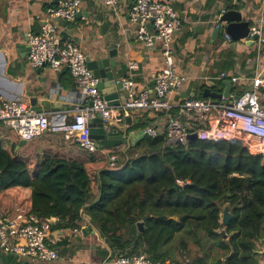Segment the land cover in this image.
<instances>
[{
  "label": "trees",
  "instance_id": "obj_1",
  "mask_svg": "<svg viewBox=\"0 0 264 264\" xmlns=\"http://www.w3.org/2000/svg\"><path fill=\"white\" fill-rule=\"evenodd\" d=\"M153 113L133 112L129 131L149 126ZM10 130L12 137L0 132V211L6 218L16 207L24 216L56 218L52 229L76 230L85 211L120 256H132L131 250L146 243L148 256L165 263L158 249L177 244L189 264H203V258L189 257L188 241L201 248L205 237L226 252L218 264H258L264 156L250 153L242 142L194 139L176 146L162 135L91 153L71 141L46 149L47 135L18 148L21 139ZM225 205L233 216L226 227L229 240L219 234ZM138 222L145 230L137 239L125 234Z\"/></svg>",
  "mask_w": 264,
  "mask_h": 264
},
{
  "label": "crops",
  "instance_id": "obj_2",
  "mask_svg": "<svg viewBox=\"0 0 264 264\" xmlns=\"http://www.w3.org/2000/svg\"><path fill=\"white\" fill-rule=\"evenodd\" d=\"M157 1L172 6L183 22L182 30L174 37L173 50L177 72L184 74L189 80L185 86L172 93V101L178 103L192 98L193 94L196 95L195 98L204 99L202 93L206 88L213 92L223 90V81L237 79L232 81L233 99L257 89L264 108V46L260 47L258 41L249 44L247 40L250 36L240 41L232 40L228 44L222 32L214 35V20L222 10L240 12L243 21L249 23L250 28L260 19L264 21V0ZM54 2L57 6L59 0H0V97L22 102L29 107L32 99H36L39 104L48 102L47 107L58 102L70 103L72 100L71 105L76 109L72 107L60 112L46 110L43 114H62L73 119L77 110L85 108L88 103L78 92L70 73L65 69L55 72L49 66L34 69L28 59L29 36L41 30L48 10L56 7L53 6ZM132 3L133 0H120V6L114 10L108 8L103 0H83L82 16L74 23L58 22L59 34L63 41L78 44L86 57H96L98 49H104L107 54L109 44L115 43L119 50L115 70L117 79L132 75L138 91L145 88L151 90L152 77L163 71L165 61L158 48L148 49L135 41L136 27L129 20ZM227 25L225 23L224 28ZM130 61L138 63L140 69L131 73L128 67ZM223 75L224 78L221 79ZM256 80H260L258 88L254 86ZM158 114H150L152 121L149 126H166V119ZM132 118L134 123L135 117ZM176 118L186 121L179 113ZM120 126L123 127L122 124ZM129 128L128 132L135 131H129ZM0 132L13 136L10 128L2 122ZM47 136L45 138L48 139L49 148L46 149L49 150L55 151L68 141L61 135ZM225 207L226 205L222 212ZM16 210L15 207L11 217L15 216ZM79 226L76 230H51L48 244L60 256L57 261L39 262L0 252V264H4L2 256H6V264H103L107 259L120 256L112 249L109 240L102 236L99 227L92 224L85 211H82ZM143 231L139 230L137 224L134 229L124 230L125 234L136 239ZM226 240H229V235ZM263 242V239L257 242L256 252L262 251ZM147 249L148 246L144 243L137 250L131 251H135L133 255H148ZM158 251L167 260L164 264H189L191 261L186 255H182L177 244L160 247ZM214 252L210 259L203 254L198 258L204 259L203 264H218L219 261L226 260L223 249L216 246ZM256 260L258 264H264V256L260 253H256Z\"/></svg>",
  "mask_w": 264,
  "mask_h": 264
},
{
  "label": "built area",
  "instance_id": "obj_3",
  "mask_svg": "<svg viewBox=\"0 0 264 264\" xmlns=\"http://www.w3.org/2000/svg\"><path fill=\"white\" fill-rule=\"evenodd\" d=\"M83 0H59L56 7L47 12V18L37 34L29 36V63L34 69L49 66L57 72L65 69L72 76L78 92L87 101L85 108L78 109L73 119L62 114H37L29 106L15 100L0 97V122L14 130L21 140L27 142L35 137L48 134L62 135L66 140L79 144L93 153L98 148L90 138L89 120L100 117L107 131L127 129L126 143L131 146L144 137L165 136L172 145L186 146L191 134L197 139L219 142L237 140L252 154L264 156V108L260 103L257 89L246 92L230 103L222 99L214 103L209 99L186 98L174 103L171 95L185 86L189 80L177 72L174 59L173 41L183 28V22L172 6L157 0H133L129 20L136 27L134 39L148 49L158 48L164 57L165 67L157 76L154 89L138 91L131 76L120 78L121 103L111 107L98 89V79L87 67L86 55L74 42H65L59 34L58 22L74 23L82 11ZM114 10L120 0H103ZM264 12V9H263ZM226 13L222 10L214 20V27L223 33L226 43H232L222 21ZM258 35L260 47L264 46V21L260 19L251 26L249 36ZM131 73L140 69L138 63H128ZM224 78V75L221 79ZM237 79H233L235 82ZM260 80L254 86L258 88ZM92 103V106L89 104ZM135 111L165 113L164 127L146 126L128 132L124 118ZM119 112L123 118L119 119ZM177 112L186 121L173 116ZM123 125V127L120 126ZM198 130L194 131V127ZM116 158L113 157L112 160ZM52 223L35 215L24 216L17 210L14 217L6 218L0 211V252L17 255L23 259L39 262H54L60 256L49 244ZM103 264H164L156 262L146 254L120 256L107 259Z\"/></svg>",
  "mask_w": 264,
  "mask_h": 264
},
{
  "label": "water",
  "instance_id": "obj_4",
  "mask_svg": "<svg viewBox=\"0 0 264 264\" xmlns=\"http://www.w3.org/2000/svg\"><path fill=\"white\" fill-rule=\"evenodd\" d=\"M82 16V12H80L77 15V18H80ZM222 21L224 23H227V33L232 37V40L234 41H240L243 39L249 38V30L250 26L249 23L244 22L242 18V14L237 11H227L223 17ZM218 30H215L214 35L216 36L218 34ZM259 39L258 35H254L247 42L254 43L257 42ZM107 54H105V50L98 49L96 57L87 56V67L89 71L98 79V89L101 91L104 99L107 101L108 105L111 107H117L121 103V86L116 83L117 77L115 70L117 69V58L119 56V50L118 46L115 43H110L107 48ZM106 55V56H105ZM156 78L157 75H153L152 82H151V89H154L156 84ZM224 89H219L216 92H213L210 88H206L203 93L202 97L204 99H210L214 103H217L218 101H221L222 99H226L227 102H231L233 99L232 96V89H233V82L226 80L223 81ZM196 95H192V98H195ZM184 96H182L183 98ZM237 98V96L235 97ZM72 100L70 103L65 102H58L51 107L48 106V102H43L42 104H39L36 99H32L30 101L31 109L35 111L37 114H43L46 110H52V111H68L69 109H72L76 107L71 105ZM92 106V103L89 104ZM123 118V113L119 112V119ZM125 123L128 127L132 126L133 118L132 116H128L124 118ZM90 125V138L96 142L97 148L100 150L104 149H111L115 148L119 145L124 144L126 141V132L127 129H121L119 131L112 130L107 131L104 126V122L100 117H97L93 120H89ZM190 140L197 139V134H191L189 136ZM27 144L26 140H21L19 147ZM114 160H109V163L113 162ZM1 175V174H0ZM172 219L178 220V218L173 217ZM233 219L230 207L226 206L223 209L222 217H221V224L224 228H222L219 232V234L223 238H227L226 234V227L231 223ZM56 218L49 219L50 223L55 224ZM137 226L140 231H143L144 229V223L138 222ZM260 253L262 256H264V247H262ZM232 255V254H231ZM2 262L6 264V256H2Z\"/></svg>",
  "mask_w": 264,
  "mask_h": 264
},
{
  "label": "rangeland",
  "instance_id": "obj_5",
  "mask_svg": "<svg viewBox=\"0 0 264 264\" xmlns=\"http://www.w3.org/2000/svg\"><path fill=\"white\" fill-rule=\"evenodd\" d=\"M188 245L190 247V258H198L200 254H203L206 258L210 259L211 253H213L216 249V245H213V241L205 237L202 238L201 248L200 245H194L193 239H189Z\"/></svg>",
  "mask_w": 264,
  "mask_h": 264
}]
</instances>
